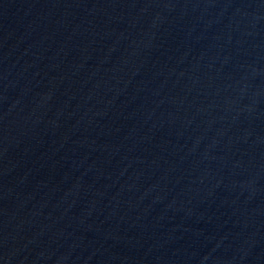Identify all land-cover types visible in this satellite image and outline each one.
I'll use <instances>...</instances> for the list:
<instances>
[{
  "label": "water",
  "instance_id": "water-1",
  "mask_svg": "<svg viewBox=\"0 0 264 264\" xmlns=\"http://www.w3.org/2000/svg\"><path fill=\"white\" fill-rule=\"evenodd\" d=\"M0 264H264V0H0Z\"/></svg>",
  "mask_w": 264,
  "mask_h": 264
}]
</instances>
